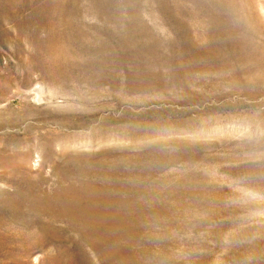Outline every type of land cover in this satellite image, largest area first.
I'll use <instances>...</instances> for the list:
<instances>
[{
	"label": "rangeland",
	"instance_id": "rangeland-1",
	"mask_svg": "<svg viewBox=\"0 0 264 264\" xmlns=\"http://www.w3.org/2000/svg\"><path fill=\"white\" fill-rule=\"evenodd\" d=\"M0 264H264V0H0Z\"/></svg>",
	"mask_w": 264,
	"mask_h": 264
}]
</instances>
